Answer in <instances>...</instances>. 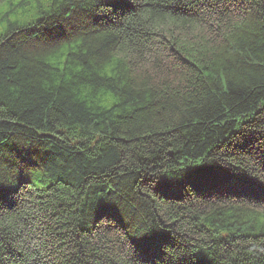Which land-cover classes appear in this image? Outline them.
<instances>
[{
  "label": "trees",
  "instance_id": "1",
  "mask_svg": "<svg viewBox=\"0 0 264 264\" xmlns=\"http://www.w3.org/2000/svg\"><path fill=\"white\" fill-rule=\"evenodd\" d=\"M17 4L0 264H264V0Z\"/></svg>",
  "mask_w": 264,
  "mask_h": 264
},
{
  "label": "rangeland",
  "instance_id": "2",
  "mask_svg": "<svg viewBox=\"0 0 264 264\" xmlns=\"http://www.w3.org/2000/svg\"><path fill=\"white\" fill-rule=\"evenodd\" d=\"M24 2H27V9L29 10V13L32 15L31 17H30V19H28L27 21H31V20H33V18L34 19H36L37 18V10H36V6H39L38 4H39V2H40V4L43 6V7H45L46 5H48V0H14L12 3H11V5H10V7L9 8H11L12 7V5H14V4H17V6L20 4V3H24ZM9 8H8V6L6 5V3H4V4H2L1 6H0V18L1 17H6V11H8L9 10ZM20 14V13H19ZM18 14V15H19ZM2 21V20H1ZM4 25H5V22H1V25H0V31H3L4 29H5V27H4Z\"/></svg>",
  "mask_w": 264,
  "mask_h": 264
}]
</instances>
